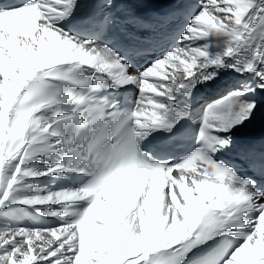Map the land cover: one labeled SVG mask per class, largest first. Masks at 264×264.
<instances>
[{
  "label": "snow or ice",
  "instance_id": "snow-or-ice-1",
  "mask_svg": "<svg viewBox=\"0 0 264 264\" xmlns=\"http://www.w3.org/2000/svg\"><path fill=\"white\" fill-rule=\"evenodd\" d=\"M133 2L148 0L0 2V216L14 211L7 202L86 205L54 225L0 227V264H264V148L234 135L264 113V0L144 15ZM176 21L186 22L157 38ZM139 57L151 62L136 67ZM222 68L242 78L204 109L191 150L175 161L144 152L152 132L177 131L176 97ZM129 85L138 93L127 107L103 94ZM62 171L86 179L23 194Z\"/></svg>",
  "mask_w": 264,
  "mask_h": 264
},
{
  "label": "bare ground",
  "instance_id": "bare-ground-1",
  "mask_svg": "<svg viewBox=\"0 0 264 264\" xmlns=\"http://www.w3.org/2000/svg\"><path fill=\"white\" fill-rule=\"evenodd\" d=\"M222 37H216L215 43L213 44V49L217 50L222 47ZM45 161L56 162L52 155H44L42 157ZM30 166L36 168L37 170L43 169L46 167L45 163L32 161ZM56 175L50 174L47 176H38L33 178L30 181L34 186L29 189H24L23 194L27 196H31L34 194H44L49 191L58 190L55 185ZM7 207L14 209V211L6 216H0V227H15V226H30V227H44L54 225L56 223L61 222L62 220H69L70 214H67L68 204L65 205H57L53 202L45 203L44 205H24L17 203H6ZM59 210L62 215L58 217H50L44 215L43 213L50 210ZM41 220L42 225L37 226L36 221Z\"/></svg>",
  "mask_w": 264,
  "mask_h": 264
}]
</instances>
